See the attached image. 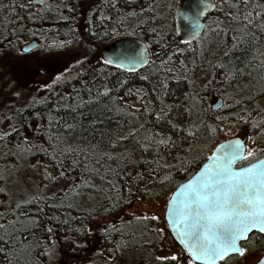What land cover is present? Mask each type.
<instances>
[{"label": "trees", "instance_id": "obj_1", "mask_svg": "<svg viewBox=\"0 0 264 264\" xmlns=\"http://www.w3.org/2000/svg\"><path fill=\"white\" fill-rule=\"evenodd\" d=\"M122 1L124 0H118L117 7L113 9L115 15L119 17L118 21L125 16V9L128 8V6L125 9L122 8ZM213 1L215 4L214 11L206 19L207 27L203 35L194 41V46L193 43H179L180 53H176V42L179 41L177 34L170 35L163 30H159V24H152L151 28L148 27V29H156V32H159L157 39L164 41L170 38L174 43H160L154 46L152 48L154 50L153 56L140 71L127 73L112 66H105L102 64V57H98L96 53L97 58L94 57L93 61L88 60L83 65H79L76 74L72 78L62 80L52 89L43 88L35 91V93L30 87L26 91L34 97L27 102L22 103L18 100L15 104L0 106V129L9 131L10 125L13 124L19 128V134L12 133L7 140H0L3 142L1 148L10 153L8 160L13 164V167L18 166L22 160L38 159L47 172L57 176L55 180H52V183L66 181L70 184L69 195L64 193L61 197L52 196L53 198L48 201L51 205L63 203L64 207L44 208L47 216L59 217L61 221L67 220V223L54 225V234L52 235L54 251H52V254H44L45 245L48 243L46 237L49 234L43 228L32 229L30 232H25L24 236L26 237L25 242L33 244V247L24 249L17 244V247L9 252L6 257L3 253H0V264H49V261L60 253L63 245L68 242L72 243L78 235L75 231L77 226L75 224H80L83 219H76L82 213L74 207V204H71V197L80 200L86 199L87 202H97L93 205L95 206L93 207L95 208L94 212L104 215L110 202L114 203L122 197V204L118 205L115 211L106 214L107 216H119L127 209L129 200L133 202L155 200L162 195L157 196L156 193L164 194L165 192L174 191L180 181L187 179L183 170L179 174L173 171L171 173L173 180L162 189L159 183L155 182V177L149 179V166L142 163L143 160L154 158L156 153L154 146L149 151L144 152L140 149L136 139L129 138L121 141L113 148L112 144L118 137L126 136L131 129L138 128L140 125L144 126L140 129L137 138L159 134L160 137L171 136L178 144H182L183 148H187L188 143H191L194 151L189 154L188 159L196 157V161L188 169V175H191L192 171L198 167L202 157H206L211 153L215 145L220 142L221 135L226 133L228 128L244 125L249 130V134L255 133V129L252 128L251 124L234 122L233 118L237 113H242V109H246L247 112L252 113L255 120L259 121L261 119V116L257 115L254 110L257 107L264 109V105L261 106L260 104L261 102L264 103V94L261 92L264 89V67L259 63L261 59H264V56L259 55L255 49L264 52V37H261L255 44L246 38L245 43L233 49L231 37L238 35V33L227 32L217 35L218 29H227L228 23L225 20V14L230 9L222 0ZM251 2L264 3V0H251ZM124 3H126V0ZM144 3H147V0H134L133 2L134 11L138 13V16L142 15L138 21V16L135 17L136 30L145 24L150 25V19L153 17V15L151 18L148 17L150 11L141 12ZM79 4L80 0H52L50 3L41 6L34 4L31 0H0V57L3 58L10 52H21V47L25 42L33 39L40 42V47L35 51L44 55L49 51H55L54 47L49 46L58 45L62 41H72L70 45L65 46L66 48H72L83 41L86 44L89 43L90 50H94L95 46L90 43L102 41L111 35H115L116 31H112L117 26V22L112 24L114 14H111L110 21L104 22L103 28L96 25L93 20L88 26L87 32L84 31L79 20V17H81ZM145 7L148 9L147 5ZM257 11H260V9H257ZM143 21H147V23H142ZM170 25L171 22L168 23V27ZM234 27L242 28L243 25H234ZM93 32L96 33L95 36L92 35ZM211 44L218 45L221 53L213 65L211 79L202 88H199L196 80H194L193 93V48L195 68L197 63L204 58ZM98 48L101 47L98 46ZM226 51H230V55L227 57L224 55ZM168 55H172V61L164 67L171 68L172 72L161 70V61L167 60ZM249 61H252L247 69L251 72L250 76L245 74L244 76L237 75L236 78L231 80L225 79L227 70L231 69L234 64L243 67ZM220 64H224L226 67H216ZM144 77H147V79H144ZM185 77L187 78L185 79ZM120 82L126 83L121 86ZM161 82L168 85L166 94L160 87ZM104 85H107L112 91L109 96L100 97L97 95V91H103ZM89 88L91 93L87 91ZM129 90H131L132 95L128 94ZM137 90H139V93ZM137 95L143 96L144 100H139ZM218 98L223 99V107L220 110H213L210 102ZM238 100L241 103L237 104ZM161 101H163V104H161ZM76 105L81 106L73 111L72 108ZM129 105H134L136 109H140L139 112L135 113L138 118L132 119L127 115L128 112L134 111L128 107ZM143 105L149 108L148 114L144 113ZM161 107L168 111V117L156 120L155 116ZM117 109H123V112H118ZM37 113L40 114L39 117ZM50 116L52 118L51 125H49ZM218 116L222 119L217 120ZM225 117L227 119H223ZM21 120L23 121L22 125ZM169 120L173 123L178 120L182 121L185 126L191 123L197 126L222 128L223 131H218L214 138L209 139L202 128L196 138L184 143L181 139L182 134L171 128ZM65 123L75 124L76 127L71 130L66 129L63 126ZM57 135L62 138L60 147L71 144L78 150H87L89 158L86 163L88 169L84 168L83 156L79 157L81 160L79 167H73V157L68 156L63 160L64 175L59 176L58 172L61 169L51 166L49 156L45 152L32 150L24 153L22 157L17 154L15 146L21 143L25 137L30 144L46 148L50 144L49 136ZM254 138L257 139L259 146H264V138L255 136ZM57 151L59 152V148ZM104 153L112 155L127 153L131 155L132 162L126 165L127 170L133 174L136 171L144 174V181L133 188L131 196L128 193L129 186L121 180L109 176L115 188L120 190L118 193L108 183L101 180L99 175L90 174L91 168L100 165L104 166L101 168V174H103L104 168L109 165L113 168L117 167V162L102 158ZM181 154H183L181 149L162 147L159 158L162 162L174 164L177 161L173 157ZM98 159L100 165L96 164ZM0 167H2L1 163ZM86 184L91 185V187H86ZM74 185L75 187H73ZM145 185L148 186L149 191L153 192L152 195L147 194ZM77 192L80 194L77 195ZM44 194L42 193L39 196L48 197ZM109 198H111V201ZM55 202L61 203L53 204ZM40 206L44 207L43 204ZM3 208L4 202L0 197V214L3 213ZM25 210L34 215L36 206L27 207ZM73 211L74 213H72ZM6 216L8 219L13 218L12 213L6 214ZM41 219L45 220L46 218L42 216ZM151 228V222H139L136 219L124 222L117 226L116 230L111 232L110 237L107 240L104 239V241L112 246L120 245V247L122 246L120 242L126 244L129 241L133 244L134 252L139 250L148 252L149 248L146 242L155 241V234L150 231ZM60 234L65 235L61 243L57 239L59 236L62 237ZM20 239L21 237L18 235L17 241ZM35 240H40L41 246L36 247ZM115 241L119 242L116 243ZM136 242L139 244L136 245ZM244 246L264 249V240L253 234L250 242ZM149 253L150 256L155 257L152 251Z\"/></svg>", "mask_w": 264, "mask_h": 264}, {"label": "snow or ice", "instance_id": "obj_2", "mask_svg": "<svg viewBox=\"0 0 264 264\" xmlns=\"http://www.w3.org/2000/svg\"><path fill=\"white\" fill-rule=\"evenodd\" d=\"M44 0H41L43 3ZM223 3L228 5L229 12L225 14V20L228 23L227 29L220 28L217 31V35L220 33L236 32L238 35L231 37L232 48H238L241 44L245 43L246 38L253 44L257 43L261 37H264V3H252L251 0H222ZM115 7V5H112ZM214 7V6H213ZM251 8V10H249ZM260 9V11H257ZM235 10V11H232ZM151 11V7L148 9H141V12ZM138 13L130 11L126 14V17H136ZM65 19H67L65 17ZM184 20L187 22L188 27L183 30L189 36L196 35L195 29L199 28L198 24L194 25L193 21L188 16H184ZM142 23H147L143 21ZM243 25V27H234V25ZM122 26V22H121ZM139 27V25H137ZM113 32L116 29H112ZM153 33L156 29H152ZM182 29L177 28L176 32L179 35ZM259 33V35H257ZM107 34V33H105ZM96 35L95 32L92 33ZM72 41L60 42L58 45H52L49 47L64 48L66 45H70ZM176 53H180L179 43L189 44L187 39H181L176 42ZM23 51V50H21ZM255 51L264 56V52H260L259 49ZM175 54V53H174ZM146 50L135 55H129L128 49L118 52L113 57L104 58L102 64L105 66H112L121 71L134 72L136 70V64L145 65L148 63ZM167 55V54H166ZM225 57L230 55V51L224 53ZM86 59V58H85ZM255 59V57H253ZM131 61L129 64H125L124 61ZM172 61V55H168L167 60L161 61V70L165 72H172L171 68H166L168 62ZM76 64L83 65L84 60H76ZM252 61L243 67L233 65V67L227 70L225 79L231 80L236 78L237 75L244 76L245 74L251 75L250 71H247ZM260 65L264 67V59L259 61ZM183 64V62H181ZM219 68H225L226 65H216ZM25 70V69H22ZM102 71V70H101ZM83 74V73H81ZM187 77H185L186 79ZM66 77L63 73L56 76L51 84H46L45 87L52 89L55 85L59 84ZM147 79V77H144ZM121 86L123 83L120 82ZM160 87L167 93L168 85L161 82ZM91 93V89H87ZM112 91L107 85L103 86V91H97V95L100 97L109 96ZM139 93V90H137ZM264 94V89L261 90ZM129 95H132L129 90ZM15 95L19 96L17 92ZM137 98L141 101L144 100L143 96L137 95ZM35 102V101H33ZM241 101H237V104ZM163 104V101H161ZM81 105H76L72 108L76 111ZM129 108L134 111L128 112L127 115L132 119L138 117L135 116L136 112L140 109H136L134 105H129ZM118 112H123V109H117ZM143 111L145 114L149 113V108L143 105ZM170 111V109H169ZM257 115L261 116L259 121L253 118L252 113L247 112L246 109H242V113H237L233 118L234 122L251 124L255 129L254 134H249L245 139H241L238 136L232 135L229 131L231 139H227L219 144H216L211 153L206 157H202L199 161L198 167L192 171L191 175H188V169L191 168L193 162L196 161V157L188 159L190 153L194 151L191 143H188L190 139L196 138L197 134L201 132L203 128L209 139L214 138L218 131H223L222 128L203 125L197 126L189 123L187 126L182 121L175 123L169 120L171 128L175 132L181 133V139L184 143H188L187 148H183L182 144H178L171 136L160 137L159 134H153L150 136L137 138L139 136L140 129L144 126L140 125L138 128L131 129L126 136H120L112 144L115 148L121 141L128 140L129 138L136 139L140 149L144 152L149 151L153 146L156 149L155 156L152 160H143L142 163L147 164L150 170L149 179L155 177V182H158L161 188L171 183L173 176L171 173L175 171L177 174L181 170L185 172L187 179L180 181L175 191L166 196V202L163 205L162 211L159 214L156 213H133V217L139 222H159L162 226L151 228L150 231L155 234V240L159 247L160 253L155 256L156 264H225V262L233 256L244 257L248 249L243 244L250 241L251 235L255 234L261 240H264V146L257 144L255 137L264 138V109L257 107L255 110ZM39 113L37 116L39 117ZM182 115V114H179ZM168 117V111H165L161 107L160 111L156 114L155 119L160 120ZM217 120H221V117H217ZM223 119H227L226 117ZM21 125L23 121H20ZM52 123L51 116L49 117V125ZM66 129H74L75 124H64ZM12 133L19 134V128L13 124L10 125L9 131L0 129V140H7ZM50 144L48 147H38L32 145L27 141V138H23L21 143H18L15 147L17 154L23 156L32 150L43 151L49 156V161L53 168L61 169L58 172L59 176L64 175L63 160L68 156H72L73 167H79L81 165L80 156L84 157V168L88 169L87 150L76 149L71 144H66L60 147L62 144V138L60 136H49ZM6 146V145H5ZM93 148L95 146H92ZM173 148L181 149V155L174 156L173 159L177 163L169 164L162 162L159 158V152L161 148ZM59 148V152L57 149ZM103 159L108 161L117 162V167L113 168L110 165L104 168L103 174H101L100 160L96 161L99 167H93L90 169V174H96L100 176L101 180L108 183L114 191L120 192L112 184V180L109 176L119 179L126 183L128 187L129 196L132 195L133 188L144 181V174L136 171L134 174L127 170V164L132 162L131 155L127 153H121L119 155H112L110 153H104ZM239 165V166H237ZM135 166V165H133ZM154 166V167H153ZM47 167V166H46ZM45 179L55 180L56 175L51 172L45 171ZM2 178V177H0ZM86 187L91 185L86 184ZM75 187V185L73 186ZM145 190L148 195H152L153 192L148 190V186L145 185ZM139 191V189H137ZM77 195L80 193L77 192ZM163 193H156L157 196ZM53 197L43 196H25L20 202H17L12 212V219H8L6 215L0 214V253H3L6 257L9 252L13 251L17 244L24 249H30L33 244L26 243L25 232H30L32 229L43 228L49 235L46 237L47 244L45 245V255H51L54 251V241L52 235L54 234V225L59 223H67V220L61 221L59 217L47 216L44 208L52 207H64L63 203L60 205H51L48 203ZM111 201V198H109ZM123 198L116 200L114 203L110 202L109 208L105 209V215L108 212L115 211L118 205H121ZM130 204L132 200L128 201ZM43 204L44 207L40 205ZM35 205L36 211L33 215L31 212L26 211L27 207ZM71 207V205H69ZM45 217L42 220L41 217ZM91 213H89V219H92ZM99 232L104 239H108L112 231L116 230L115 225L111 227L103 224L102 219L99 221ZM78 235L85 241L81 243L79 241H73V244L78 249L86 247V241L91 236L92 229L82 225L80 228L75 229ZM21 239L17 241V236ZM15 242V243H14ZM36 247L41 246L40 240H35ZM169 244H178L179 253L163 254L168 250ZM120 247V245H117ZM258 264H264V258H262Z\"/></svg>", "mask_w": 264, "mask_h": 264}, {"label": "rangeland", "instance_id": "obj_3", "mask_svg": "<svg viewBox=\"0 0 264 264\" xmlns=\"http://www.w3.org/2000/svg\"><path fill=\"white\" fill-rule=\"evenodd\" d=\"M174 2L175 0H164L162 6L165 8V12L174 5ZM79 20L81 23V17H79ZM29 41L25 42V44ZM90 44L95 46L94 50L89 49V43L86 44L82 41L72 48L54 47L55 51H49L44 55L36 51L29 54L10 52L3 58L0 57V106L4 107L15 104L18 100L22 103L27 102L34 96L28 93L26 89L31 87L33 93H35V91L39 89L46 88L45 85L51 84L56 76L61 73H63L66 78H72L79 68V65L75 63L76 60L83 59L84 62L88 60L91 62L94 60V57L97 58V56H95L96 53L98 57L102 55L103 44H98L96 42ZM98 46L101 48H98ZM220 50L218 45L215 46L211 44L204 58L197 63V66L194 68V80H196L199 88L204 87L211 79L213 65L221 53ZM17 92L20 94L19 96L15 95ZM216 101L217 99L211 100L210 105H213ZM260 104L261 106L264 105L262 102ZM229 131L232 135L241 136L244 139L249 135V130L244 125L230 127L227 129V132ZM227 138L225 133L222 134L220 142ZM229 138L232 137L229 135ZM2 145L3 142L0 141V163L2 164V167H0V177H2L0 178V197L2 202H4L3 215L12 213L16 203L22 201L26 195L39 196L42 193H45L44 195L56 197H61L64 193H68L69 195L70 184L66 181L52 183V180L45 179L44 174L46 169L38 159L22 160L18 166L13 167V164L8 160L10 156L9 151L2 149ZM172 192L173 191L165 192L155 200H140L132 202L131 204L128 203L127 209L119 216H107L102 213L96 214L94 212L95 208H93L95 206L93 205L97 202H87L86 199L80 200L79 198L71 197V204H74V207L82 213L79 217H76V219H83V222L80 224H75L77 225L76 229L84 225L91 228L93 234L88 237L86 247L83 249H78L73 245L74 240L85 243V241L77 235L72 243L68 242L63 245L60 253H58L57 257H53L51 261H49V264H80L83 261H86L84 264H100L98 262L101 255L100 251L105 247V241L99 232V221L102 219L104 225L111 227V225L114 224L115 227H117L124 222L135 220L133 213L159 214L166 202V196ZM60 203L61 202H55L53 204ZM72 213H74V211ZM89 213H91L92 219H89ZM151 225L152 228L162 226L159 222H151ZM64 237L65 235L57 237L59 243L64 240ZM138 241L140 242L141 240ZM138 244L139 243L136 242V245ZM244 247L248 249V252L253 254L248 255L247 252L246 256H248V260L243 261L242 264H252L259 258L260 254L263 253V251L256 253L254 250L249 249V246ZM165 252L166 254H178V252L173 251V249L166 250ZM152 256H150L149 252L139 250L133 252L130 256L131 258L120 264H156L155 257ZM238 263L240 264V261Z\"/></svg>", "mask_w": 264, "mask_h": 264}, {"label": "flooded vegetation", "instance_id": "obj_4", "mask_svg": "<svg viewBox=\"0 0 264 264\" xmlns=\"http://www.w3.org/2000/svg\"><path fill=\"white\" fill-rule=\"evenodd\" d=\"M124 1H122V6H123L122 8L125 9V7L128 6V8L125 9L126 14L130 11L135 10L134 6H133L134 0H126V3H124ZM129 1H132V2H129ZM179 1L180 0H175L174 5L171 6L167 12H165L166 10L162 6L164 3V0H147V3L143 4L144 5L143 9H146L145 5H147L148 8L151 7L153 12L150 11V16H148V17L151 18L152 15H153V17L150 19V21H151L150 25L145 24L144 26H142L141 28H138L136 30L135 29V23H136L135 17H126V14H125V16H123V18L119 19V21H118L119 17H117L115 15V12L113 11V9L115 7H117V5H118V0H80L79 6H80L82 29L87 32L88 26L90 25V23L93 20L96 23V25L100 26V28H103L104 22L110 21V19L112 18L111 14H114V20L112 18V24H113V22H117L115 35H111L109 38H106L105 40L98 41V42L95 41V42L98 44H103V48H104L106 45L110 44L111 42H114V41H117L120 39H125V38L140 39V40L144 41L146 43V45L149 47V50L151 53L150 58H151L153 56V53H154V50L152 49L154 46H157L160 43L161 44H163V43L171 44L174 42H172L170 40V38H167L164 41L157 39L159 37V32L153 33V31L149 30L148 27L151 28L152 24H156V25L159 24V28H158L159 30H163V31H165V33L167 32L170 35H173L175 33L177 34L176 29L178 28V26H177V20H176V12H177V6H178ZM113 4L115 5V7L112 6ZM151 5H153V6H151ZM141 17H142V15L138 16L137 21ZM207 17L204 19V22L206 25L205 30L207 27V24H206ZM115 18H116V20H115ZM168 21L171 22L170 27H168ZM121 22H122V26H121ZM177 36H178L179 40H181L180 36L178 34H177ZM196 40L190 41V43H193V46H194V41H196ZM103 48H102V52H103ZM101 57L103 59L102 55H101ZM127 73H129V72H127ZM192 83H193V93H194V48H193V59H192ZM115 242L118 243L119 241L118 242L115 241ZM120 243H122V246L117 247L114 245L112 246V245L108 244V242L105 241V247L102 248L100 251L101 255L99 257L98 262L101 264H120L121 262L131 258L130 256L134 252L133 251V244H131L129 241L126 244H124L123 242H120ZM146 244L149 248L148 252L152 251L155 256L161 254L159 247L156 243V240L150 241V242L148 241V242H146ZM244 245L245 244L242 243V246H244ZM248 248L254 250L256 253L259 251H263V253L260 254L259 258L255 262L252 263V264H257L260 261V259L262 258V256L264 255V249H258L254 246L248 247ZM155 249H157V250H155ZM170 249H173V251H177L179 253V245L178 244H169L168 250H170ZM126 251H127V253H126ZM163 254H166V252ZM251 254H253V253L248 252V255H251ZM246 255L244 257L233 256L230 259H228L225 262V264H239L238 263L239 261H240V264H242L243 261L248 260L247 259L248 256H246ZM85 262L86 261H83L80 264H84Z\"/></svg>", "mask_w": 264, "mask_h": 264}, {"label": "water", "instance_id": "obj_5", "mask_svg": "<svg viewBox=\"0 0 264 264\" xmlns=\"http://www.w3.org/2000/svg\"><path fill=\"white\" fill-rule=\"evenodd\" d=\"M31 1L34 4L41 6V5L50 3L52 0H44L43 3H41V0H31ZM213 6L215 7L213 0H180L177 6V12H176L177 26L178 28L182 29L181 33L179 34L180 39H187L189 41L198 39L205 30L206 25H205L204 19L214 11ZM184 16H188L189 18H191V20L193 21V27L196 24L200 26L199 28L195 29L196 35L189 36L183 30L185 27H188L187 22L184 20ZM39 47H40V42L37 39H33L21 47V50H23L21 52L24 54H29L37 50ZM125 49H128L129 55H135V54L141 53L142 49L146 50L148 54L147 60L149 63L150 56H151L149 47L146 45L144 41L140 39H136V38L120 39V40L111 42L110 44L106 45L103 48V52H102L103 59L108 58V57H113L115 56L116 53L121 52ZM124 62L125 64L131 63V61H127V60ZM147 64L141 65L137 63L136 70L134 72H129V73L138 72L141 69H143ZM124 71L128 72L126 70ZM223 104H224L223 99L218 98L216 103H214L211 107L213 110H220L223 107ZM225 135L228 136L229 132H227ZM238 137L241 139H244L241 136H238ZM227 139H231V138H227ZM262 258H264V255L262 256Z\"/></svg>", "mask_w": 264, "mask_h": 264}]
</instances>
